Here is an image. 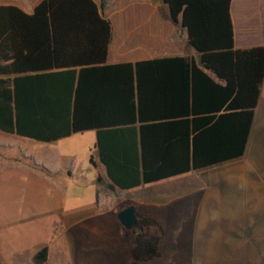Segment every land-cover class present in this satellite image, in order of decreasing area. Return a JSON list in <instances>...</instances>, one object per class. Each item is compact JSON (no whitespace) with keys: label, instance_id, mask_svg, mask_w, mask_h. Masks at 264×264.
<instances>
[{"label":"trees","instance_id":"obj_1","mask_svg":"<svg viewBox=\"0 0 264 264\" xmlns=\"http://www.w3.org/2000/svg\"><path fill=\"white\" fill-rule=\"evenodd\" d=\"M195 56L107 63L111 21L94 0L0 4V131L42 142L93 129L128 189L237 158L264 76V45L234 48L230 0H162ZM132 260L158 256L161 224L136 213ZM47 246L32 255L45 264Z\"/></svg>","mask_w":264,"mask_h":264},{"label":"rangeland","instance_id":"obj_2","mask_svg":"<svg viewBox=\"0 0 264 264\" xmlns=\"http://www.w3.org/2000/svg\"><path fill=\"white\" fill-rule=\"evenodd\" d=\"M13 1L30 8L38 0ZM95 1L111 21L109 52L117 61L164 56L183 39L178 24L175 32L167 28L162 0ZM259 3H234L239 47L264 45V0ZM94 142L93 129L49 142L0 131V264H35L32 255L42 245L48 249L45 264L135 261L121 242L112 203L101 214L91 210L98 170ZM231 163L236 169L230 179L221 173L208 178V170L222 169L217 164L199 176L185 175L188 183L179 182L177 191H168L166 180L152 183V217L163 230L160 253L136 264H264V81L247 148ZM130 197L115 191L117 208ZM58 213H73L77 221L63 226ZM123 235L130 240L133 231Z\"/></svg>","mask_w":264,"mask_h":264},{"label":"crops","instance_id":"obj_3","mask_svg":"<svg viewBox=\"0 0 264 264\" xmlns=\"http://www.w3.org/2000/svg\"><path fill=\"white\" fill-rule=\"evenodd\" d=\"M254 1L257 3L258 8H259L261 6L260 5L261 3H259L260 0H254ZM9 2H14V1L13 0H0V4L9 3ZM14 3H15L14 5H16L17 7L21 8V9H26L27 10L26 12H30L31 9H32V6H33L32 5L30 8H25V7H22L20 4H18L16 2H14ZM234 3L236 4L237 0H230V3H229V15H230L231 23H232L233 46H234V48H245V47H239L238 44H237V41H236V29H235V20H234V13L236 11V8H235ZM177 24L178 23H173V22H171L169 20L167 28L168 29L170 28L172 31H174L175 30V26ZM180 28L182 29V38L183 39H180L177 42L174 41L173 44L171 43V45H170L171 46V50H170V52H168L169 54L164 55V56H174V55H189V56L193 55V56H195L194 50L191 47H189L187 45V43H186V33H185L184 28H182L181 26H180ZM112 37H113V32H112ZM256 45H260V44H256ZM110 46H111V41H110V43L108 45V52H107L106 62L107 63L119 62V61H117V58L114 59V58L110 57L111 56L110 52H109V47ZM251 46H253V45H251ZM161 53H163V52H161ZM159 54H152V57H160V56H158ZM150 56L149 55L148 56L147 55H142V56L133 57V58H123V59L120 58L121 59L120 61H136V60H140V59L152 58ZM263 81H264V76H263L261 85L263 84ZM261 85H260V88H261ZM259 94H260V90H259ZM258 98H259V96H258ZM257 102H258V99H257ZM257 102H256V105H257ZM254 115H255V108H254V113H253V118H252L250 130H249L248 138H247L246 145H245V148H244V152H245V150L247 148V145L249 143L250 132H251L252 125H253ZM244 152H243V154H244ZM234 159L235 158L230 159V160H226V161H223V162H220V163L212 164V165H209V166H206V167L198 168V169H191V170H189L187 172H184V173H181V174H177V175H174V176H170V177H167V178H164V179H161V180H166L167 184H171L172 185L171 188L168 191L172 192L174 189H175V191H177V186H178L179 182L182 183V181H184V182L188 183V179L187 180L184 179L185 175L190 176V174L193 173V174H198L197 176H199V174H201L202 172H205L203 170H207L206 168L214 167L217 164H221L222 165L221 166L222 169L220 171H214L213 169H212L213 171L212 170H210V171L208 170V172H206L207 174L213 173V174H210L211 176H208V178H210V177L214 178L217 174L221 173V174H224V177L226 179H230L234 175L233 174L234 171H232V170L236 169L235 167H232L234 165H232V163H231V162H233ZM95 167L98 168V170H97V180L95 182L96 183L95 186L97 188V191H96V202H95L94 206L91 208V210H95L96 214H101L103 212V208H104L105 204H107V202L109 204L112 203L113 209H114V214H115V217H116V213L120 209H122L123 207H125L128 204H132L134 206V209H135V214L136 213L147 214V215L152 217V183L159 182L161 180H158V181H155V182L146 183V184H140L138 186H135V187H132V188H128V189H121V188H118L116 185L112 184V182L109 180V178L106 175V171H105L104 165L99 160H98V163H95ZM109 183H111L114 186V188L110 189L109 186H108ZM104 186H105V188H104ZM105 189L110 191V193H105ZM181 189H183V187H181ZM115 191L116 192L121 191L124 194L128 193L131 196L130 197L131 201L128 204H126L125 206H123L121 208H117V205H116V202H115V199H114V192ZM166 191L167 190L165 189V192ZM170 199H172V198H170ZM164 201H166V200H164ZM134 203H136V206H135ZM158 204L161 206V205H163L165 203L162 201V202H159ZM57 217H58V220L60 221V223L63 226H68V225L70 226L71 223H75L77 221L76 220V215L73 214V213L72 214L71 213H68V214H65V213L60 214V213H58ZM116 219H117V217H116ZM117 226H118V230L120 232V236H121V239H122L121 242L125 246H127L128 249H129L130 246L133 244V238H131L130 240H126L125 239V237L123 235L125 229L119 223L118 219H117Z\"/></svg>","mask_w":264,"mask_h":264},{"label":"water","instance_id":"obj_4","mask_svg":"<svg viewBox=\"0 0 264 264\" xmlns=\"http://www.w3.org/2000/svg\"><path fill=\"white\" fill-rule=\"evenodd\" d=\"M108 186L110 189L114 188L111 183H109ZM116 217L125 230L132 229L136 223V214L134 206L132 204L126 205L116 213ZM131 264H136V262L132 261Z\"/></svg>","mask_w":264,"mask_h":264}]
</instances>
